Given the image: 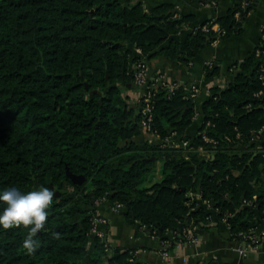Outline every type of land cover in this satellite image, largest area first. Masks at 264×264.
I'll list each match as a JSON object with an SVG mask.
<instances>
[{
  "label": "trees",
  "instance_id": "obj_1",
  "mask_svg": "<svg viewBox=\"0 0 264 264\" xmlns=\"http://www.w3.org/2000/svg\"><path fill=\"white\" fill-rule=\"evenodd\" d=\"M254 5L237 18V1L181 40L174 35L194 16L169 1L149 9L143 0H0V193L40 186L55 192L35 253L23 249L29 229L0 227V264H152L139 260L136 248L99 235L89 248L104 197L122 202L128 220L162 239L187 241L192 222L207 223L213 209L238 239L264 216V139H254L264 125V53H256L264 34L231 62L229 80L212 85L202 105L187 83L153 86L162 137L201 115L199 129L182 138L187 145L136 140L141 116L124 93L142 55L189 65L216 38L242 31ZM205 69L210 78L220 67ZM159 158L162 179L155 177ZM68 168L84 180L74 181ZM4 207L0 202V212Z\"/></svg>",
  "mask_w": 264,
  "mask_h": 264
},
{
  "label": "crops",
  "instance_id": "obj_2",
  "mask_svg": "<svg viewBox=\"0 0 264 264\" xmlns=\"http://www.w3.org/2000/svg\"><path fill=\"white\" fill-rule=\"evenodd\" d=\"M163 1L172 2L181 13H191L194 16L191 22L174 35L175 38L182 40L196 25L207 19L225 14L238 0H218L216 4L197 0H143L144 5L149 9ZM254 3L255 5L245 21L242 31L216 38L211 44L202 48L193 57L189 65L165 54L148 57V77L151 80L180 81L188 85L198 84L199 93L195 100L198 105H202L209 96L212 85L224 86L229 80L231 62L245 58L260 43L264 34L262 30L264 0H254ZM216 24L218 26L219 23ZM136 52L139 53L138 50ZM210 63L218 65L220 69L212 77L207 78L205 66ZM124 93L128 96L132 106L138 110L142 88L129 82ZM201 121L200 115L189 125L177 128L168 140L180 144L183 136L194 134L199 129ZM147 135L142 130L134 138L136 140L146 139ZM259 135V141H262L261 139H264V125L259 128ZM163 162V158L156 161V179L163 178ZM97 209L107 218V225L101 224V226L107 228L110 244L137 248V257L144 262L152 264H196L198 262L210 264L212 261H216L215 264L219 262L264 264V238L259 244L250 247L246 253L240 252L238 247L243 242L231 237L227 220L219 217L214 209L207 223L193 221L189 227L188 230L196 237L195 241H182L178 246H173L167 259H163L160 252L163 240L161 235L142 226L138 219L128 220L124 213L125 207L116 208L114 200L106 197L97 202ZM256 227L258 231L264 232V216L258 220Z\"/></svg>",
  "mask_w": 264,
  "mask_h": 264
},
{
  "label": "built area",
  "instance_id": "obj_3",
  "mask_svg": "<svg viewBox=\"0 0 264 264\" xmlns=\"http://www.w3.org/2000/svg\"><path fill=\"white\" fill-rule=\"evenodd\" d=\"M209 2L216 4L218 2V0H208ZM252 0H238V7L234 10V15L237 18L242 17L243 15V11L246 10L248 8V6L251 4ZM250 13V10H249ZM215 23L213 25V28L218 30L219 33L223 34L225 32L224 29H221L220 25ZM264 27V23L262 25V29ZM205 29H208V26H204ZM136 50L139 51L140 54L142 53V49L140 47H137ZM257 55H262L264 53V50H261V48H257L256 50ZM143 57H141V59L136 63V69L134 72V83L139 86L140 88H142V93H141V97H140V104H139V108L137 110V112L140 113V124L142 126V130L145 131L148 135L147 138L150 142H160V143H166V142H170V140H168L169 137H162L160 131L155 127L154 125V104H155V99H154V90H153V86L155 85H160V84H164L168 89L174 88L177 83H182L180 81H175V82H169V81H165V80H161L157 79V80H151L148 77V66H147V59L145 55H142ZM211 65V63L209 64ZM262 72L260 74V77L263 79V83H264V67H262ZM191 87V96L193 97H197L198 93H199V85L196 83H192L190 84ZM262 92V90L259 91V93ZM238 136H240V132H238ZM259 129L255 130V137L254 139L257 140V142L259 143ZM204 138L206 140H213V138H211L209 135L204 134ZM173 143L174 145H179V144H175L174 142H170ZM183 145H187L188 144V140L185 139L183 140ZM180 143V145L182 144ZM201 149H203L202 146H200ZM106 197H104L103 199H105ZM114 204L116 206V208H123L124 204L120 201H114ZM93 226H92V230L91 232L96 233V235L99 236H103L104 238H106V243H110L109 242V232L107 231V228H103L101 226V224L103 225H107V218L106 216H104L98 209L96 210V213L93 216ZM187 235H188V240L187 241H195L196 237L194 236L193 233H191L189 230L186 231ZM241 234V238H239V240H241L243 242L242 245H240L238 247V250L240 252L246 253V251L252 247L255 246L257 244H259L262 239L264 238V232H260L257 230L256 224L251 225L247 230H243L240 232ZM171 238H173V241L171 240ZM238 239V238H237ZM175 241V243H174ZM182 240L177 239L174 240V235H172L171 237L167 238V239H163L162 240V246H161V255L163 259H167L170 256V252H171V248L173 246H178L179 244H181ZM135 254H138V249L136 248V250L134 251Z\"/></svg>",
  "mask_w": 264,
  "mask_h": 264
},
{
  "label": "clouds",
  "instance_id": "obj_4",
  "mask_svg": "<svg viewBox=\"0 0 264 264\" xmlns=\"http://www.w3.org/2000/svg\"><path fill=\"white\" fill-rule=\"evenodd\" d=\"M54 196V190L44 186L27 192L9 187L0 193V202L6 205L0 212V227L5 230L21 226L29 229L23 241V249L28 254L37 250L38 244L34 237L48 221L47 210L52 206Z\"/></svg>",
  "mask_w": 264,
  "mask_h": 264
},
{
  "label": "water",
  "instance_id": "obj_5",
  "mask_svg": "<svg viewBox=\"0 0 264 264\" xmlns=\"http://www.w3.org/2000/svg\"><path fill=\"white\" fill-rule=\"evenodd\" d=\"M68 173L71 175L73 180L78 182V183L82 182L84 180V178H85V176L83 174L75 173V172L71 171L69 168H68ZM198 191H200V185L198 187ZM147 229L150 230V227L147 226ZM215 263H216V261H212L210 264H215Z\"/></svg>",
  "mask_w": 264,
  "mask_h": 264
},
{
  "label": "rangeland",
  "instance_id": "obj_6",
  "mask_svg": "<svg viewBox=\"0 0 264 264\" xmlns=\"http://www.w3.org/2000/svg\"><path fill=\"white\" fill-rule=\"evenodd\" d=\"M199 149H201V147H199ZM202 151H204L203 149H202ZM205 153L206 154H209V151H205ZM67 188H69V189H72L73 188V185L72 184H70V183H68V182H66V184H64ZM91 236H92V238H91V240H90V242H89V248L90 249H92V246H93V244L94 243H92V242H94V236H96V233H93V232H91ZM102 239L103 240H105L106 241V238H104L103 236H102ZM92 243V244H91Z\"/></svg>",
  "mask_w": 264,
  "mask_h": 264
}]
</instances>
